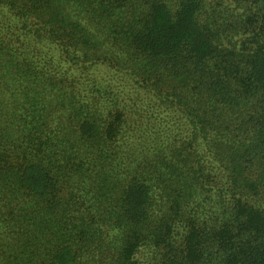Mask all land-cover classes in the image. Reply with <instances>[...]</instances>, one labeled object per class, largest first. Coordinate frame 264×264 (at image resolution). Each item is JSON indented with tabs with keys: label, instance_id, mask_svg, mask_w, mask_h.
Returning <instances> with one entry per match:
<instances>
[{
	"label": "trees",
	"instance_id": "trees-1",
	"mask_svg": "<svg viewBox=\"0 0 264 264\" xmlns=\"http://www.w3.org/2000/svg\"><path fill=\"white\" fill-rule=\"evenodd\" d=\"M0 255L264 264V0H0Z\"/></svg>",
	"mask_w": 264,
	"mask_h": 264
},
{
	"label": "rangeland",
	"instance_id": "rangeland-1",
	"mask_svg": "<svg viewBox=\"0 0 264 264\" xmlns=\"http://www.w3.org/2000/svg\"><path fill=\"white\" fill-rule=\"evenodd\" d=\"M5 250H6V249H4L3 252H4ZM4 253H7V252H4ZM7 254H8V253H7ZM0 258H1L2 263H5V260H4V258H3L2 255H0ZM9 262H10V259H9L6 263H9Z\"/></svg>",
	"mask_w": 264,
	"mask_h": 264
}]
</instances>
